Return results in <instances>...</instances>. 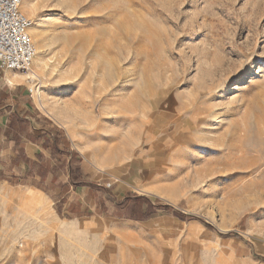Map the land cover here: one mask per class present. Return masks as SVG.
Listing matches in <instances>:
<instances>
[{
  "label": "rangeland",
  "instance_id": "rangeland-1",
  "mask_svg": "<svg viewBox=\"0 0 264 264\" xmlns=\"http://www.w3.org/2000/svg\"><path fill=\"white\" fill-rule=\"evenodd\" d=\"M23 12L38 51L21 75L98 167L108 209L69 206L84 194L62 196L69 168L0 180V264H264V0ZM131 195L168 208L129 220Z\"/></svg>",
  "mask_w": 264,
  "mask_h": 264
},
{
  "label": "crops",
  "instance_id": "crops-1",
  "mask_svg": "<svg viewBox=\"0 0 264 264\" xmlns=\"http://www.w3.org/2000/svg\"><path fill=\"white\" fill-rule=\"evenodd\" d=\"M21 74L0 69V180L31 181L22 178L34 175V179L39 182L37 176L43 168H69L70 174L65 181L68 185L61 187L62 196L67 198L68 194L78 188L84 192L77 199L69 201V206L79 211L82 209V213L87 214L89 203L95 200L96 209L104 214L108 207L103 206L95 195V192L103 191L94 176L97 166L80 150L65 127L38 106L34 95L30 93L31 87ZM53 175L50 174V179ZM128 199L125 208H129V211L135 209L133 212L137 215L154 210L159 213L165 211L158 209L160 203L149 197L131 195Z\"/></svg>",
  "mask_w": 264,
  "mask_h": 264
},
{
  "label": "built area",
  "instance_id": "built-area-1",
  "mask_svg": "<svg viewBox=\"0 0 264 264\" xmlns=\"http://www.w3.org/2000/svg\"><path fill=\"white\" fill-rule=\"evenodd\" d=\"M22 4L23 0H0V69L28 73L38 48L31 34L32 20ZM30 93L34 95L33 88Z\"/></svg>",
  "mask_w": 264,
  "mask_h": 264
},
{
  "label": "trees",
  "instance_id": "trees-1",
  "mask_svg": "<svg viewBox=\"0 0 264 264\" xmlns=\"http://www.w3.org/2000/svg\"><path fill=\"white\" fill-rule=\"evenodd\" d=\"M161 207L164 208V209L168 208V206L160 204L159 208H161ZM175 213H176L175 215H177L178 217L181 216V214L179 212H175ZM157 215H158V211L154 210V211L147 212V213H145L143 215H131V214H128V215H124V217H128L130 219H136V220H146V219H149V218L157 216Z\"/></svg>",
  "mask_w": 264,
  "mask_h": 264
},
{
  "label": "bare ground",
  "instance_id": "bare-ground-1",
  "mask_svg": "<svg viewBox=\"0 0 264 264\" xmlns=\"http://www.w3.org/2000/svg\"><path fill=\"white\" fill-rule=\"evenodd\" d=\"M22 10H23V4H22ZM32 20V19H31ZM32 24H34V20H32ZM33 28V27H32ZM80 42V41H79ZM76 43V42H75ZM39 45V44H38ZM76 47V46H75ZM77 47H79V46H77ZM76 47V48H77ZM32 71V70H31ZM34 74H35V72H33ZM27 74V78L30 76V74L29 73H26ZM15 81H16V79H15ZM11 82V81H10ZM42 85V84H41ZM29 197V196H28Z\"/></svg>",
  "mask_w": 264,
  "mask_h": 264
}]
</instances>
